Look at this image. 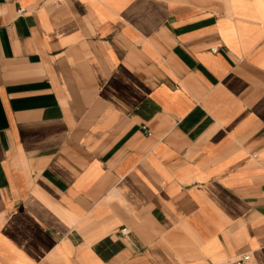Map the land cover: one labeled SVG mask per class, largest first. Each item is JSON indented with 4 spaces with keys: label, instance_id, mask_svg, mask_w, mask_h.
Segmentation results:
<instances>
[{
    "label": "crops",
    "instance_id": "crops-1",
    "mask_svg": "<svg viewBox=\"0 0 264 264\" xmlns=\"http://www.w3.org/2000/svg\"><path fill=\"white\" fill-rule=\"evenodd\" d=\"M246 251L264 264V0H0V264Z\"/></svg>",
    "mask_w": 264,
    "mask_h": 264
},
{
    "label": "built area",
    "instance_id": "built-area-1",
    "mask_svg": "<svg viewBox=\"0 0 264 264\" xmlns=\"http://www.w3.org/2000/svg\"><path fill=\"white\" fill-rule=\"evenodd\" d=\"M22 11L23 8L18 9V13H21ZM213 264H253V263H252L251 253L246 251L237 255L236 257L226 260L224 263H213Z\"/></svg>",
    "mask_w": 264,
    "mask_h": 264
}]
</instances>
